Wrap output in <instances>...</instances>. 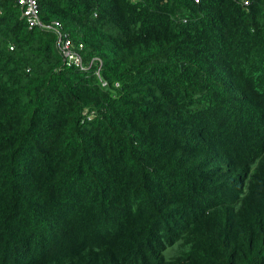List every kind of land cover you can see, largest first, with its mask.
<instances>
[{
    "label": "trees",
    "instance_id": "1",
    "mask_svg": "<svg viewBox=\"0 0 264 264\" xmlns=\"http://www.w3.org/2000/svg\"><path fill=\"white\" fill-rule=\"evenodd\" d=\"M38 1L0 0V264H264V0Z\"/></svg>",
    "mask_w": 264,
    "mask_h": 264
},
{
    "label": "built area",
    "instance_id": "2",
    "mask_svg": "<svg viewBox=\"0 0 264 264\" xmlns=\"http://www.w3.org/2000/svg\"><path fill=\"white\" fill-rule=\"evenodd\" d=\"M18 2L22 6L24 15L26 16V19L31 28L38 25L47 28L53 27L51 25H44V23L41 21L40 4L38 0H18ZM63 43L64 44L61 43L60 38L58 45L62 44L61 48L66 59L73 61L76 65H83L81 55L78 51L74 50L73 43L69 39L65 40ZM90 65H92V63Z\"/></svg>",
    "mask_w": 264,
    "mask_h": 264
},
{
    "label": "water",
    "instance_id": "3",
    "mask_svg": "<svg viewBox=\"0 0 264 264\" xmlns=\"http://www.w3.org/2000/svg\"><path fill=\"white\" fill-rule=\"evenodd\" d=\"M181 65H183V63Z\"/></svg>",
    "mask_w": 264,
    "mask_h": 264
}]
</instances>
